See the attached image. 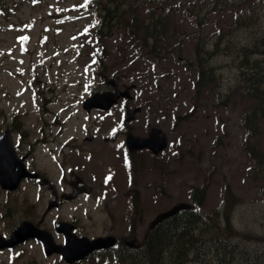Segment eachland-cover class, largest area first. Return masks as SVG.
I'll use <instances>...</instances> for the list:
<instances>
[{"label": "rangeland", "instance_id": "374dc122", "mask_svg": "<svg viewBox=\"0 0 264 264\" xmlns=\"http://www.w3.org/2000/svg\"><path fill=\"white\" fill-rule=\"evenodd\" d=\"M108 5V0H0V126L21 128L26 149L44 132L46 140L53 136L62 143L70 138L74 146L66 154L96 184L112 170L123 179L129 175L124 144L128 133L146 136L159 127L168 147L156 159L140 152L133 167L141 238L159 212L192 203L193 191L205 189L198 211L211 226L220 225L221 215L220 235L248 253L263 249L264 166L251 156V145L264 152V119L261 134L245 144L248 130L241 121L251 100L240 57L247 49L250 61L264 64V0H127V22L104 23ZM154 15L170 20L171 37L165 45L178 51L155 61L132 59L122 67L121 57L137 59L136 47L145 46L142 25ZM205 49L210 53L204 54ZM204 67L212 69L207 83L199 79ZM106 78L117 79L121 87L135 83L127 105L142 110L133 121H125L121 106L108 112L84 109L87 97L109 89ZM34 155L37 162L43 156V166L59 174L58 164L38 149ZM23 191L13 195L8 211L0 207L2 230L24 219L28 207ZM97 196L65 205L57 214L77 218L85 223V232L99 234L108 224ZM20 248L12 257L0 256V264L4 259L14 264L63 262L47 257L35 242ZM241 257L235 264H241Z\"/></svg>", "mask_w": 264, "mask_h": 264}, {"label": "flooded vegetation", "instance_id": "af4514ba", "mask_svg": "<svg viewBox=\"0 0 264 264\" xmlns=\"http://www.w3.org/2000/svg\"><path fill=\"white\" fill-rule=\"evenodd\" d=\"M8 129L0 126V134ZM12 133V139L15 144L18 158H23V163L30 172H36L38 176L24 177L15 190H8L0 183V207L5 208L7 211L10 209L9 204L13 202V195L24 187V204L28 207L25 209L26 215L20 222H28L34 227L40 230H46L50 233L52 240L58 244H64L66 241V234L57 230L56 224L60 221H68L72 224V236L78 237L87 236L91 239L98 237H115L114 246L106 249L97 250L90 254L83 260H79L74 264H139V256L142 245L140 218L136 214L139 212L138 204H135L134 199L139 200V195L135 186L136 172L135 168L130 171V177H125L120 174L112 172L106 177L102 178L101 182L97 184L93 182L91 174L82 173L79 174L76 168L73 167L75 163V157L70 154H66L70 147L74 146L72 141L62 142L57 137H49L48 140L37 142V148L26 149V145L23 144L24 137L15 134L13 128H10ZM24 133V132H23ZM53 135V134H52ZM40 154L45 155L50 161L58 164L59 174L54 173L52 170L46 169L43 164V156L40 157L41 161L37 162L34 157L36 150ZM71 150V149H70ZM140 152H145L154 158L153 154L148 149L133 151L127 156L134 163L139 160ZM61 167L64 170L63 174H60ZM69 169V171H68ZM67 171V173H65ZM84 191H88V194H84ZM76 193L77 196L74 200H67L66 197L71 193ZM99 193L96 197V202L103 201V206L106 213V225L105 228L99 234H92L83 230V224L77 218L66 219L57 214L58 210L65 205L76 203L83 198L93 196ZM53 214L52 220L49 224L46 222L48 218ZM125 220L124 222L117 221ZM14 223V226L9 231H4L0 228V256H13V252L22 250L20 248L29 242H35L40 244L43 252L45 253V246L43 242L36 238H30L26 241L14 246L7 247L5 241L8 240L15 226L20 224ZM11 225V222H8ZM47 257H59L63 262L58 264H65L60 253L54 252ZM4 264H14L11 261L4 259Z\"/></svg>", "mask_w": 264, "mask_h": 264}, {"label": "trees", "instance_id": "16d2710c", "mask_svg": "<svg viewBox=\"0 0 264 264\" xmlns=\"http://www.w3.org/2000/svg\"><path fill=\"white\" fill-rule=\"evenodd\" d=\"M126 7V4L122 5L123 11ZM112 15H115V11H112ZM162 23L161 20H158L156 25L149 22L145 28L150 35L162 36L163 34L158 31L159 25ZM237 24H242V22L238 20ZM246 51L247 49H243L245 59L241 56L242 69L247 72L244 74L243 81L253 104L245 112L242 124L248 129L251 138L260 135V122L264 118V64L257 59L250 61ZM251 155L258 162L264 164V153L261 155L253 146H251ZM204 196L205 193L202 189L194 192L193 199L196 205H202ZM202 226L205 228L201 231ZM211 227L210 223L202 221L196 211L181 212L169 222H165L152 237H149L142 253L144 254L142 257L146 255V258L143 259L144 263L146 264L147 259L150 258L151 264H166V257L169 255L173 258L172 264H184L188 261V257L191 260L194 257V260H198L200 264H235L234 262L241 256H247L246 260L241 257L243 264H264V248L248 253L250 252L248 248L220 235L215 232V228ZM196 231H200L199 236ZM237 252H240L241 256L237 255ZM192 255L194 256L192 257Z\"/></svg>", "mask_w": 264, "mask_h": 264}, {"label": "water", "instance_id": "95a60500", "mask_svg": "<svg viewBox=\"0 0 264 264\" xmlns=\"http://www.w3.org/2000/svg\"><path fill=\"white\" fill-rule=\"evenodd\" d=\"M127 92L128 91H126V94H124L125 96H128ZM121 94L122 93L112 92H105L103 94L97 93L86 100V102L84 103V107L88 110L92 109L93 107L107 110L117 102V99L121 96ZM134 113L135 111L129 113V120L134 117ZM155 140L157 139L154 138V134H152L149 139H143L130 135L127 139V143L130 150H133L134 148L149 147L157 153L165 147V143L159 141L157 142ZM14 170L16 171L15 174H13ZM10 174L12 175L10 176ZM26 174V168L21 161L18 162V160L16 159V155L12 148L10 138L8 139L7 135L5 134L0 139V182L5 188L15 189L19 181L22 179V177L26 176ZM184 208H189V205L180 204L165 213L159 214L154 221V224H157L164 218L172 216L180 209ZM66 226V223H60V227L62 229H64ZM20 229H22V227ZM31 235L41 237L43 239L40 233H33ZM107 241L108 240L102 238L92 241L88 240L87 238H77L75 240H68L66 246L60 247L58 250L68 262H75L86 257L99 248L111 246L112 241H109V243H107Z\"/></svg>", "mask_w": 264, "mask_h": 264}, {"label": "bare ground", "instance_id": "6f19581e", "mask_svg": "<svg viewBox=\"0 0 264 264\" xmlns=\"http://www.w3.org/2000/svg\"><path fill=\"white\" fill-rule=\"evenodd\" d=\"M262 73V72H261ZM264 73V72H263Z\"/></svg>", "mask_w": 264, "mask_h": 264}]
</instances>
